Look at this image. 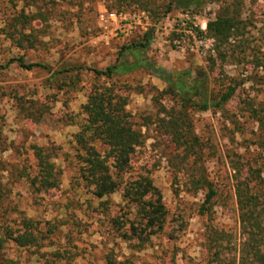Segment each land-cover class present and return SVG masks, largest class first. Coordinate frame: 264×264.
Wrapping results in <instances>:
<instances>
[{
  "label": "rangeland",
  "instance_id": "rangeland-1",
  "mask_svg": "<svg viewBox=\"0 0 264 264\" xmlns=\"http://www.w3.org/2000/svg\"><path fill=\"white\" fill-rule=\"evenodd\" d=\"M107 2L0 0V239L6 237V229L21 230L27 217L37 224L40 237L38 245L29 247L7 239L1 250L4 264H106L108 255L129 264H216L214 250L207 249V229L228 236L221 256L226 264L230 258L237 264L243 238L231 162L245 165L259 153L254 145L257 124L247 102L255 108L264 106V0L211 2L198 16L171 11L162 18L147 12L143 16L135 6L110 10ZM222 5L236 10L242 22L240 35L222 48L226 52L223 63L216 57L212 40L201 52L196 39L187 33L193 25L205 27ZM39 13L40 19L28 21ZM111 13L116 18L107 16ZM22 16L28 17L27 23ZM148 31L152 39L144 56L158 70L209 73L211 56L217 65L211 76L222 69L226 77L245 83L226 105L230 119L213 111L193 117L195 134L205 143L199 166L217 193L209 213L200 215L204 193L188 190L184 172L175 173L169 163L178 150L156 124L143 125L142 118L155 119L158 110L152 88L162 90L165 83L146 68L113 78L128 97L127 109L144 136L143 145L131 157L130 173L149 177L166 210L163 232L138 250L123 242L111 225L112 218L128 210L121 192L97 200L77 180L73 135L80 107L96 82L92 71L114 64L123 47L140 41ZM20 33H32L34 46L24 42L20 48L8 37L19 38ZM177 41H181L179 48ZM17 57L45 68L27 71L16 63L4 67ZM131 60L126 56V61ZM42 106L46 112L38 122L27 116V110ZM32 146L54 149L59 184L48 192L30 183L38 174Z\"/></svg>",
  "mask_w": 264,
  "mask_h": 264
},
{
  "label": "trees",
  "instance_id": "trees-1",
  "mask_svg": "<svg viewBox=\"0 0 264 264\" xmlns=\"http://www.w3.org/2000/svg\"><path fill=\"white\" fill-rule=\"evenodd\" d=\"M107 8L121 9L135 6L143 12L151 13L155 18H162L171 11H178L191 17L198 16L204 7L211 2L224 0H107ZM41 13L29 18L22 16L25 23L40 19ZM186 24H191L185 22ZM242 22L239 13L228 5L221 6L206 21L204 31L196 28V34L211 39L215 46L216 57L221 63L226 61V52L222 50L232 39L241 33ZM152 33L145 32L142 39L123 47L115 63L104 70H93L96 82L86 94V102L80 107V120L76 122L77 132L73 135L74 157L77 163L76 178L90 194L101 200L118 191L127 206V212L121 217L111 219V225L118 237L131 248L141 249L153 237L163 232L166 224V210L158 189L149 177L132 175L131 157L144 143V136L134 116L127 109L128 97L117 88L113 78L127 75L138 68L148 69L154 76L165 83L162 90L153 87L152 100L158 105L156 118L145 116L143 125L156 124L157 129L167 135L178 152L169 160L175 173L184 172L188 190L194 194L204 193L199 214L209 213L216 197L212 182L199 166L202 160L205 143L195 134L193 117L208 111L219 112L230 119L226 105L238 94V87L245 82H236L223 75L222 69L217 71L216 57L209 56V73L198 71L193 74L186 69L175 74H168L149 62L144 53L149 46ZM9 39L18 47L27 42L33 47L34 35L20 33L19 38L10 34ZM179 39V36H177ZM132 58L126 61V56ZM16 63L21 69L31 70L35 67L45 68L39 64H26L23 57L12 58L4 67ZM3 69V65H0ZM70 71L62 70L61 73ZM104 79V82H99ZM213 84V86H211ZM124 89V88H123ZM140 92H142L140 90ZM167 99L165 103L164 100ZM249 112L257 124L258 140L254 143L258 149V157L246 162H231L234 171V194L236 198L238 218L242 241L237 249V264H264V106L255 108L247 102ZM43 106L35 111L27 110V116L38 122L46 112ZM37 160L38 174L30 181L31 185L43 192L54 189L59 184L60 172L54 163V149L32 146ZM239 160V159H237ZM252 163L255 165H252ZM176 176V175H175ZM105 205V202H101ZM37 224L32 218H23L21 230L6 229L5 238L0 239V264L3 243L10 239L16 246L29 247L38 245ZM170 236V235H169ZM207 249L213 252L216 264H226L222 259L225 249L223 242L228 236L223 232L207 229ZM235 264V259H229ZM106 264H129L117 262L111 256L106 257ZM209 264V263H208Z\"/></svg>",
  "mask_w": 264,
  "mask_h": 264
},
{
  "label": "built area",
  "instance_id": "built-area-1",
  "mask_svg": "<svg viewBox=\"0 0 264 264\" xmlns=\"http://www.w3.org/2000/svg\"><path fill=\"white\" fill-rule=\"evenodd\" d=\"M141 15L144 16V12H142ZM107 16L109 18H111V19L116 18V15L112 14V13L111 14H107ZM196 28H198L196 25L191 26L190 28H188L187 33H188V35H190L191 38L196 39L198 45L200 46L201 52H202V50H204V46H205L206 42H209V40H211V39L203 38V37L197 35L196 34ZM205 28H206V26L205 27H201L200 30L204 31ZM181 39L182 38H180L179 40H181ZM182 42H184V41L182 40ZM180 44H181V41H177L175 43V47L179 48Z\"/></svg>",
  "mask_w": 264,
  "mask_h": 264
}]
</instances>
